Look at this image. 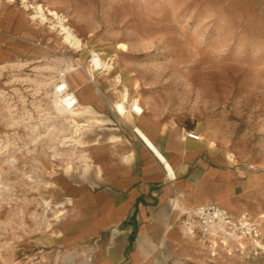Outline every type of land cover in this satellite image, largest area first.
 Here are the masks:
<instances>
[{
    "label": "rangeland",
    "instance_id": "374dc122",
    "mask_svg": "<svg viewBox=\"0 0 264 264\" xmlns=\"http://www.w3.org/2000/svg\"><path fill=\"white\" fill-rule=\"evenodd\" d=\"M68 66L69 92L80 74L118 112L126 91L128 105L137 99L257 176L261 240L185 235L192 244L174 264H264V0H0V264L45 263L66 190L87 171L90 143L109 133L79 103L56 107Z\"/></svg>",
    "mask_w": 264,
    "mask_h": 264
},
{
    "label": "crops",
    "instance_id": "0c3cea01",
    "mask_svg": "<svg viewBox=\"0 0 264 264\" xmlns=\"http://www.w3.org/2000/svg\"><path fill=\"white\" fill-rule=\"evenodd\" d=\"M75 79L77 103L109 133L90 143L87 171L66 190L68 213L43 264H174L192 244L182 210L214 203L233 216L257 211V176L152 111L109 108L93 84Z\"/></svg>",
    "mask_w": 264,
    "mask_h": 264
},
{
    "label": "built area",
    "instance_id": "2783aa9c",
    "mask_svg": "<svg viewBox=\"0 0 264 264\" xmlns=\"http://www.w3.org/2000/svg\"><path fill=\"white\" fill-rule=\"evenodd\" d=\"M188 136L199 139L198 135L188 133ZM173 209H179L176 198L171 199ZM182 213V226L185 235L213 237L223 242H233L241 246L243 241H260L262 234L261 218L245 210L233 216L225 208L214 204H204Z\"/></svg>",
    "mask_w": 264,
    "mask_h": 264
},
{
    "label": "bare ground",
    "instance_id": "6f19581e",
    "mask_svg": "<svg viewBox=\"0 0 264 264\" xmlns=\"http://www.w3.org/2000/svg\"><path fill=\"white\" fill-rule=\"evenodd\" d=\"M38 10L40 11V13L42 14L44 12V9L41 7V6H38ZM48 14L50 15H53L54 17H58V14L57 12L53 11V10H49V9H46ZM23 15V14H22ZM35 18L36 17H39V18H43V15H40V16H34ZM13 18V16H12ZM22 20V19H21ZM43 20V19H41ZM54 27H58L60 29L61 34H63V40L69 44L70 46H73V48H78L80 46V40L74 35V33L72 32L70 26H64L62 23L61 24H56V25H53ZM53 28V27H52ZM79 29V28H78ZM79 31V30H78ZM83 34V33H82ZM90 49V48H89ZM91 51V50H90ZM106 51V50H104ZM110 52V51H109ZM107 53V52H106ZM99 56V55H98ZM110 57V56H109ZM111 59V58H110ZM117 59V58H116ZM109 61V60H108ZM74 63V62H73ZM95 63L97 64V66L99 65L101 68H103V71L105 70H108L109 68H111V65L109 62H106L102 59H96L95 60ZM78 64V63H77ZM76 64V65H77ZM80 67V66H79ZM76 67H73V66H68L66 68V70H64L63 72H61V80L62 82L61 83H57L55 85V93L56 95L58 96V98L56 99V107H59V106H62L64 108L65 111H70L76 104L77 102H80L78 101V99H80L81 97L77 98L78 95L76 96L75 93L73 92H69L68 91V84L67 82L65 81V79L63 78V76L65 75V73H67L68 71H73L75 70ZM102 70V69H101ZM119 73V72H118ZM59 74V73H58ZM104 74L105 76H108V73L104 72L102 73ZM121 74V73H120ZM91 75V74H90ZM120 76V75H119ZM114 78V77H113ZM60 80V79H59ZM68 81V80H67ZM115 81V80H114ZM126 86V85H125ZM72 87V86H71ZM124 87V86H123ZM81 92V91H80ZM81 94V93H80ZM119 95V94H118ZM127 93L126 91L123 92L121 94V97L119 100H117L115 102V107L116 109L118 110V112H120L121 114H124L125 112H127L128 110H132L134 112H140L142 111V107L140 106L138 100H134L132 103H130L128 105V101H127ZM83 97V96H82ZM87 97V96H85ZM90 98V97H89ZM85 102V101H83ZM82 103V102H81ZM67 116V115H66ZM64 116V117H66ZM72 117V116H71ZM199 137V136H198Z\"/></svg>",
    "mask_w": 264,
    "mask_h": 264
}]
</instances>
